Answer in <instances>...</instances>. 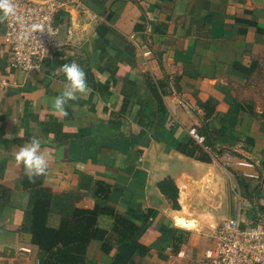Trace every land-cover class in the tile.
<instances>
[{
    "label": "crops",
    "instance_id": "1",
    "mask_svg": "<svg viewBox=\"0 0 264 264\" xmlns=\"http://www.w3.org/2000/svg\"><path fill=\"white\" fill-rule=\"evenodd\" d=\"M84 3L90 12L56 16L61 47L40 72L0 55V80L9 83L0 84V264L39 263L22 229L28 177L15 161L32 137L47 153V174L36 178L43 188L138 226L119 244L114 217L100 215L114 248L107 254L92 241L85 264H208L223 220L264 223V0ZM72 61L90 91L64 117L51 98L66 83L61 65ZM243 172L260 176L245 191L235 175ZM49 225L59 227V216Z\"/></svg>",
    "mask_w": 264,
    "mask_h": 264
},
{
    "label": "built area",
    "instance_id": "2",
    "mask_svg": "<svg viewBox=\"0 0 264 264\" xmlns=\"http://www.w3.org/2000/svg\"><path fill=\"white\" fill-rule=\"evenodd\" d=\"M17 17L5 20V49L11 67L26 72L38 73L47 59L53 58L60 50L59 30L56 16L70 8H80L90 12L84 0H16ZM98 18L97 15H94ZM33 25H43V33L33 29ZM51 32L52 36L47 31ZM0 84L7 86L6 79ZM203 142L195 129L190 131ZM238 167L254 169L255 165L239 160ZM247 179H259L256 172H243ZM24 252H29L24 250ZM208 264H264V223L246 225L240 218L223 220L218 228L215 244L205 252Z\"/></svg>",
    "mask_w": 264,
    "mask_h": 264
},
{
    "label": "trees",
    "instance_id": "3",
    "mask_svg": "<svg viewBox=\"0 0 264 264\" xmlns=\"http://www.w3.org/2000/svg\"><path fill=\"white\" fill-rule=\"evenodd\" d=\"M235 175L240 187L244 191L248 189L250 183L246 180L249 179ZM41 185V178L34 182L28 178L24 180V187L30 189L31 194L22 229L31 234L32 244L38 247V264H85L88 247L94 240L102 241L103 251L109 254L114 243L109 238L111 234L98 225L102 214L114 217L112 233L117 236L119 244L130 241L138 230L136 224L114 209L97 205L92 210L78 209L72 195L55 194ZM52 215L60 218L57 228L49 225Z\"/></svg>",
    "mask_w": 264,
    "mask_h": 264
},
{
    "label": "clouds",
    "instance_id": "4",
    "mask_svg": "<svg viewBox=\"0 0 264 264\" xmlns=\"http://www.w3.org/2000/svg\"><path fill=\"white\" fill-rule=\"evenodd\" d=\"M16 17V0H0V22ZM32 27L41 33L45 31L43 25H33ZM47 32L52 36L50 30ZM60 70L65 76L66 83L60 94L51 98V108L61 116L67 117L69 102L76 101L79 95H87L90 88L86 72L76 61L62 64ZM15 161L17 165L24 166L25 175L32 182L37 177L47 174L49 166L47 153L41 151V141L37 137H32L29 143L15 153Z\"/></svg>",
    "mask_w": 264,
    "mask_h": 264
},
{
    "label": "rangeland",
    "instance_id": "5",
    "mask_svg": "<svg viewBox=\"0 0 264 264\" xmlns=\"http://www.w3.org/2000/svg\"><path fill=\"white\" fill-rule=\"evenodd\" d=\"M263 79H264V77H263ZM263 79H261V82L257 83V85L259 86L258 88H261V91H262V92H260L261 96H263V94H264V90H263V88H264V80Z\"/></svg>",
    "mask_w": 264,
    "mask_h": 264
}]
</instances>
